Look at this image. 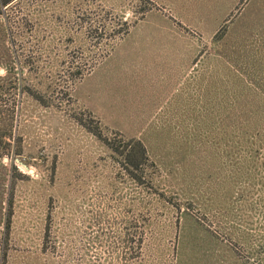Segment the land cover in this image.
Segmentation results:
<instances>
[{"label":"rangeland","instance_id":"rangeland-1","mask_svg":"<svg viewBox=\"0 0 264 264\" xmlns=\"http://www.w3.org/2000/svg\"><path fill=\"white\" fill-rule=\"evenodd\" d=\"M2 10L7 264H240L245 237L264 259V143L244 139L220 105L235 48H264V0H13ZM204 71L213 111L194 118L177 93ZM98 116L126 133L102 124L105 136L144 140L156 191L81 123L98 128Z\"/></svg>","mask_w":264,"mask_h":264},{"label":"trees","instance_id":"trees-1","mask_svg":"<svg viewBox=\"0 0 264 264\" xmlns=\"http://www.w3.org/2000/svg\"><path fill=\"white\" fill-rule=\"evenodd\" d=\"M13 0H0V14L4 13L3 6H7ZM229 53L228 51H225ZM209 53V58L213 57V51ZM224 54L225 57H229L228 54ZM240 61V62H239ZM229 67L226 71L227 84L223 96V101L220 105L227 110L226 115L229 114L233 122L239 123V131L243 135L244 139L253 138L260 140V143H264V48H235L230 61L228 60ZM236 64H232V63ZM212 72L207 76V72L204 71L203 75L198 74L194 76L193 81L187 83L184 90H180L177 94L181 101H184L186 107L189 108V112L192 117L197 118L212 115L213 111V80ZM208 77V79H207ZM185 92L188 96H185ZM84 101V99L82 100ZM94 114L85 101L83 102ZM237 109L241 112L235 114ZM228 110L230 111L228 113ZM192 111V112H191ZM96 119V125L98 128L90 126L86 122H81L84 127L90 130L95 136L98 137L115 155L121 170H123L133 181L143 185L149 184L150 189L155 188L154 175L151 173V167L155 165V162L151 160V156L148 147L143 139L137 137H127L112 139L103 134L101 125L107 129L110 127L114 132L118 134H126L122 129L113 128L111 124H108L102 118L98 116ZM95 119V118H94ZM195 130V129H194ZM120 134V135H121ZM122 137V136H120ZM16 169L15 166L12 167ZM16 174V172H15ZM8 182L9 198L6 202L5 216L3 226L5 228L4 233L9 234L11 228V215L13 212V200H14V180ZM145 180H147L145 182ZM10 183V184H9ZM156 191V188L154 189ZM151 191V190H150ZM192 220L191 217H186L184 223L189 224ZM194 220V219H193ZM191 224L193 222H190ZM210 226V225H209ZM210 231L211 227H207ZM206 230V229H205ZM208 230H206L208 232ZM205 233L207 234V232ZM211 232V231H210ZM212 233V232H211ZM207 235H210L209 233ZM212 237V236H211ZM237 239H240L236 236ZM235 239V236H234ZM193 242L191 245L197 249V238L192 237ZM242 245L245 246L246 251L251 254L249 257L243 258L240 264H264L262 257L256 260L253 254L251 242L248 237H245ZM189 242L183 241V247L190 249ZM261 251L264 252V244L261 245ZM49 246L44 245V250L47 251ZM194 253V250H193ZM190 254V250H189ZM185 259V258H184ZM188 260L191 262V258L188 255ZM184 261V262H183ZM0 264H7L6 250H0ZM179 264H185V260L180 261Z\"/></svg>","mask_w":264,"mask_h":264}]
</instances>
